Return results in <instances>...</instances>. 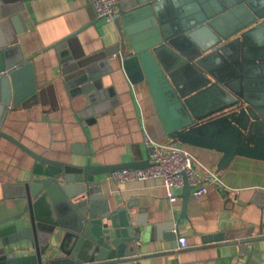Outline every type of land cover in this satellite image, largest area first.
<instances>
[{
  "label": "water",
  "instance_id": "water-1",
  "mask_svg": "<svg viewBox=\"0 0 264 264\" xmlns=\"http://www.w3.org/2000/svg\"><path fill=\"white\" fill-rule=\"evenodd\" d=\"M12 7V1L0 0V27L12 20ZM113 22L117 40L105 51L118 52L131 83H146L169 141L217 152V172L235 157L264 160V0H118ZM79 31L52 47L61 57L71 56L69 82H80L78 93H84L93 56L78 51ZM4 33L2 38L0 30V137L33 162L29 177L15 185L18 211L0 219V264H142L146 255L138 251L150 225L140 213L133 216L134 204H111L98 178L119 168L147 166L151 149L143 159L69 163L35 152L4 132L8 111L34 91L32 58L25 59L12 34ZM190 196L185 179L182 213ZM263 197L264 188L258 187L252 200ZM175 235L168 237L176 247ZM224 237L219 231L204 238ZM253 240L236 242L246 246Z\"/></svg>",
  "mask_w": 264,
  "mask_h": 264
},
{
  "label": "crops",
  "instance_id": "crops-1",
  "mask_svg": "<svg viewBox=\"0 0 264 264\" xmlns=\"http://www.w3.org/2000/svg\"><path fill=\"white\" fill-rule=\"evenodd\" d=\"M10 1L12 20L2 23L1 35L12 34L23 57L32 58L34 91L8 111L4 132L35 152L69 163H85L86 158L92 164L143 159L148 148L145 133L158 142L169 140L146 83H130L118 59L106 53L117 40L116 26L99 20L89 0ZM93 20L96 25L83 28ZM78 30V51L93 56L88 61L93 74L84 93H78L80 82H69L71 56L61 57L52 47ZM24 74L19 78L23 86ZM85 107L89 109L81 116ZM186 149L201 170L216 171L217 152ZM32 162L18 145L0 137V219L18 211L15 185L29 177ZM217 173L226 187L208 184L204 195L190 196L184 213L181 198L171 202L160 178L116 184L105 173L98 179L111 204H134L133 216L140 213L150 225L138 251L146 255L142 264H264V197L258 203L252 200L258 187L264 188V160L235 157ZM219 231H224V239L204 238ZM170 233L176 234V241L186 237L187 245L177 249ZM248 237L255 240L246 246L236 242ZM249 250L254 251L250 256ZM165 251L173 252L162 254Z\"/></svg>",
  "mask_w": 264,
  "mask_h": 264
},
{
  "label": "built area",
  "instance_id": "built-area-1",
  "mask_svg": "<svg viewBox=\"0 0 264 264\" xmlns=\"http://www.w3.org/2000/svg\"><path fill=\"white\" fill-rule=\"evenodd\" d=\"M89 2L99 20L104 23L113 22L118 0H89ZM110 57L118 58V52H113ZM144 143L151 149L147 166L115 169L106 173L105 177L116 184L160 178L168 199L173 203L181 198L180 192L185 179L191 186V195L195 197L204 195L208 184L226 187L216 171L208 168L201 170L197 167V158L186 149L185 145L169 140L158 142L146 133ZM186 245V237L179 236L177 249Z\"/></svg>",
  "mask_w": 264,
  "mask_h": 264
}]
</instances>
